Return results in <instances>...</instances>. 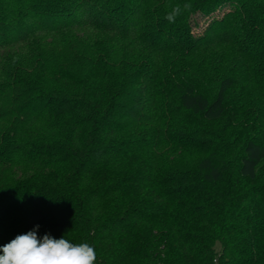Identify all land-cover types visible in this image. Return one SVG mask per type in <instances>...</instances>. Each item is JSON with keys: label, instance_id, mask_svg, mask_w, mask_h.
<instances>
[{"label": "trees", "instance_id": "1", "mask_svg": "<svg viewBox=\"0 0 264 264\" xmlns=\"http://www.w3.org/2000/svg\"><path fill=\"white\" fill-rule=\"evenodd\" d=\"M34 228L264 264V0H0V247Z\"/></svg>", "mask_w": 264, "mask_h": 264}, {"label": "clouds", "instance_id": "2", "mask_svg": "<svg viewBox=\"0 0 264 264\" xmlns=\"http://www.w3.org/2000/svg\"><path fill=\"white\" fill-rule=\"evenodd\" d=\"M36 228L0 247V264H96L93 246L54 239L47 233L38 238Z\"/></svg>", "mask_w": 264, "mask_h": 264}, {"label": "rangeland", "instance_id": "3", "mask_svg": "<svg viewBox=\"0 0 264 264\" xmlns=\"http://www.w3.org/2000/svg\"><path fill=\"white\" fill-rule=\"evenodd\" d=\"M198 24H202V22L205 20V17H202L201 15H196L195 18H194ZM206 21V20H205ZM197 29V28H196ZM217 248H219L218 244L216 245Z\"/></svg>", "mask_w": 264, "mask_h": 264}]
</instances>
